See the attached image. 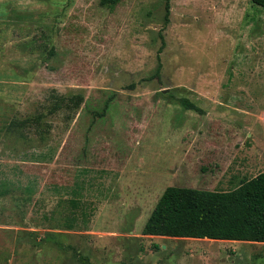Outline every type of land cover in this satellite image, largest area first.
Returning <instances> with one entry per match:
<instances>
[{
	"label": "rangeland",
	"instance_id": "obj_1",
	"mask_svg": "<svg viewBox=\"0 0 264 264\" xmlns=\"http://www.w3.org/2000/svg\"><path fill=\"white\" fill-rule=\"evenodd\" d=\"M261 172L264 7L0 0V264H264L262 242L143 234L168 186Z\"/></svg>",
	"mask_w": 264,
	"mask_h": 264
},
{
	"label": "trees",
	"instance_id": "obj_2",
	"mask_svg": "<svg viewBox=\"0 0 264 264\" xmlns=\"http://www.w3.org/2000/svg\"><path fill=\"white\" fill-rule=\"evenodd\" d=\"M121 1L99 0L106 8H113ZM250 1L264 7V0ZM169 13L167 2L166 20ZM61 99L67 109L76 110L83 97L76 94ZM183 103L198 109L189 99H183ZM71 203L77 205L75 200ZM76 219L66 216L65 225L74 228ZM143 234L264 243V172L243 179L231 190L168 186L145 223Z\"/></svg>",
	"mask_w": 264,
	"mask_h": 264
},
{
	"label": "crops",
	"instance_id": "obj_3",
	"mask_svg": "<svg viewBox=\"0 0 264 264\" xmlns=\"http://www.w3.org/2000/svg\"><path fill=\"white\" fill-rule=\"evenodd\" d=\"M204 190H218V189H204ZM182 239V238H181ZM205 239V238H204ZM208 239V238H207ZM212 241H218V240H214V239H211ZM221 241H223V240H221ZM229 241V240H228Z\"/></svg>",
	"mask_w": 264,
	"mask_h": 264
}]
</instances>
